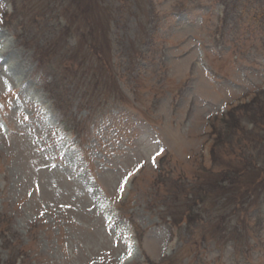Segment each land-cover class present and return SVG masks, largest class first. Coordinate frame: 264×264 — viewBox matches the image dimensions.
<instances>
[{
  "label": "rangeland",
  "instance_id": "1",
  "mask_svg": "<svg viewBox=\"0 0 264 264\" xmlns=\"http://www.w3.org/2000/svg\"><path fill=\"white\" fill-rule=\"evenodd\" d=\"M260 169L264 0H0V264H264Z\"/></svg>",
  "mask_w": 264,
  "mask_h": 264
},
{
  "label": "trees",
  "instance_id": "2",
  "mask_svg": "<svg viewBox=\"0 0 264 264\" xmlns=\"http://www.w3.org/2000/svg\"><path fill=\"white\" fill-rule=\"evenodd\" d=\"M100 56H102V55H100ZM102 62H103V64H107V61L103 58V60H102ZM238 178L237 177H235V180H237ZM264 180V170H262V169H260L259 170V173H258V175H257V178L253 181V182H251V183H242L244 186H242L241 188H240V191L242 192V190L243 189H246V188H250V186H252L253 184H256L255 185V187L257 186V185H259L260 183H262V181ZM239 181V180H238ZM248 191L249 190H245V192L243 193V194H246V193H248Z\"/></svg>",
  "mask_w": 264,
  "mask_h": 264
}]
</instances>
